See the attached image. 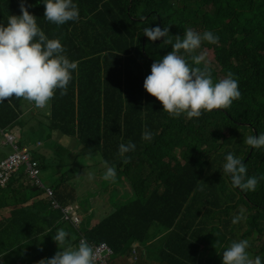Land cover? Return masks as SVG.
Returning <instances> with one entry per match:
<instances>
[{"label":"trees","instance_id":"16d2710c","mask_svg":"<svg viewBox=\"0 0 264 264\" xmlns=\"http://www.w3.org/2000/svg\"><path fill=\"white\" fill-rule=\"evenodd\" d=\"M73 2L80 20L57 26L45 19L42 0H26L38 27L49 39L61 41L70 61H78L67 95L61 97L57 90L49 103V127L79 143L77 150L71 149L77 158L99 154L103 164L129 178L136 197L116 205L85 232L67 225L72 233L65 229L62 250L72 242L79 244L83 233L88 244L106 243L112 249L108 264H127L135 243L146 245L159 238L155 252L164 264H222L231 242L246 239L249 256H259L264 264V180L246 193L223 173L226 156L232 153L245 164L247 176L252 171L264 175V148L244 144V137L264 133V0ZM10 15H22L20 0H0L5 26ZM157 26L169 28L167 39L173 44L188 28L218 36V44L203 42L195 54L205 55L214 83L231 72L240 98L228 109L191 120L165 113L143 86L152 64L173 50L165 38L153 42L144 36L145 28ZM181 55L192 65L183 50ZM24 103L14 97L0 103L1 130L19 121ZM145 129L153 133L151 141L142 139ZM129 141L136 149L126 154L130 162L125 164L118 148ZM176 150L180 156L173 155ZM30 152L32 157L39 154ZM58 181L52 188L61 206L77 203L73 179L60 174ZM39 193L23 175L0 187V210L11 215L0 221V264H39L60 250L54 232L69 221L47 202L35 207ZM241 209L244 218L233 224ZM168 230L171 234L162 236Z\"/></svg>","mask_w":264,"mask_h":264},{"label":"clouds","instance_id":"9594fccd","mask_svg":"<svg viewBox=\"0 0 264 264\" xmlns=\"http://www.w3.org/2000/svg\"><path fill=\"white\" fill-rule=\"evenodd\" d=\"M42 2L45 7L44 17L52 24L62 26L69 21L78 22L80 20L78 5L73 0H42ZM20 11L22 15L8 17L6 26L0 21V103L6 100L10 101L14 97L28 101L38 109H43L49 106L57 90L61 97L67 95L68 86L73 79L72 73L78 70V61H70L64 54L65 48L61 41L49 39L45 32L38 27L37 18L28 11L26 0H20ZM168 35L169 28L166 27L157 26L144 29V36L149 40L155 42L165 38L164 43L171 44L173 48L162 59L152 64L151 73L146 77L143 85L145 91L162 104L165 113L172 118H180L184 115L191 120L201 117L205 112L211 113L213 110L228 109L233 101L240 98L238 81L233 78L231 72L225 78L214 83L205 55L195 54L203 42L218 44V36L211 31L201 34L188 28L185 30L184 37H176L173 44L167 39ZM182 50L184 54L191 57L192 65L195 66L190 65L185 56L181 55ZM202 64L204 66L200 67ZM12 127H8L6 130L0 129V131L4 132L6 144H9L13 149V145L8 142V136H14V143L18 147L19 142ZM160 132V130L157 131V133ZM191 136L203 138L202 133H193ZM152 138L153 133L145 129L142 139L151 141ZM244 144L253 149L264 148V133L257 135L256 132V135L244 137ZM25 148L30 151L28 146L19 147L21 150ZM135 149L136 145L132 141L119 145L118 155L123 163L130 162V157L126 154L134 152ZM177 152L178 150L173 155L180 156ZM33 160L38 162L39 173L36 177L30 176L23 167L6 186L0 185V187L7 188L18 175H23L24 182L32 190L40 191L34 200L35 207L40 202H47L50 210L61 211L63 219L69 214L74 217L78 207L75 205L77 203L70 205L76 206V208L62 211L53 186L44 185L40 177L43 168L38 157L34 156ZM105 167L106 171L102 179L115 182L117 177L115 167H109L107 164ZM72 173L64 171L62 174L64 177H71L75 182ZM223 173L231 177L234 187L246 191V193L255 191L259 181L264 180V175L258 177L254 171L247 176L245 164L232 153L226 156ZM88 178L92 180L95 179V176L93 173H88ZM75 188H77V183ZM79 196H81L80 192ZM78 204H81L79 199ZM243 218L244 211L241 209L240 214L233 217L232 223L238 224ZM66 225L80 229V223L74 225L69 222ZM66 225L64 227L67 228ZM62 228L53 237L60 250L52 258L39 261V264H99L95 262L94 251L91 247L94 245L86 242L83 233L78 246L73 247L69 244L66 249L62 250L68 237V233ZM168 234H171V230L162 233V236L167 237ZM137 248L138 243H135L132 253L136 254ZM248 248L249 242L246 239L231 242L222 254V264H262L259 256H256L255 259L249 256ZM112 256L113 254L110 258Z\"/></svg>","mask_w":264,"mask_h":264},{"label":"rangeland","instance_id":"374dc122","mask_svg":"<svg viewBox=\"0 0 264 264\" xmlns=\"http://www.w3.org/2000/svg\"><path fill=\"white\" fill-rule=\"evenodd\" d=\"M48 113L49 106L44 108L42 113L33 120L36 127H32V124H28L27 122L26 124H22L23 127H18L13 131L18 138L19 147H33L43 155L44 149L41 146L44 141H51L46 144V149L51 156L58 155L59 161L47 162L50 164L49 166H46L47 163H44L45 167L42 169L40 177L44 185L55 186L59 182L58 179L60 180V174L64 171L73 172L72 177L77 183L78 191L81 194L78 198L81 204L79 205L80 209L78 213L75 212L74 217L69 214L65 217V220H69L72 224L77 225L86 218V223L80 225L81 231L85 232L88 228L86 224L90 220V214H92L91 211H94V214L91 218L90 224H92L93 219L97 223V221L101 220L103 217L108 216L112 210L116 208V205L131 202L135 199L136 195L133 191L131 181L125 176H119L117 174L115 182H109L102 179L106 167L99 154L91 156L80 155V157L77 158V155L75 152H72L71 149L75 148V150H77L79 143L73 137H68L60 130L49 127L50 121H48V118L46 117ZM37 143L38 145H36ZM31 144L33 145L31 146ZM50 146L52 147L51 149L49 148ZM12 152V147L9 144H6L4 132L0 131V158L2 157L4 159ZM177 154H180L179 150ZM62 164L66 169H63V167L60 166ZM55 165L58 166L55 167ZM88 173H93L95 179L90 180L88 178ZM61 202L62 201L59 200L62 211L76 208V206H61ZM10 216V213L7 211L0 210V221L3 218V220H8ZM62 229H67L72 233V228ZM58 230L59 229L55 230V235ZM155 235L156 234L153 232L149 239L152 240ZM159 240L160 239L157 238L150 241L149 244L141 246L138 244L137 253H132V256L127 259V264H164L163 262H160V259L156 256L155 252V243L159 242ZM257 241L258 239H255L254 242ZM71 245L73 247L78 246L76 242H72ZM132 252H134L133 248Z\"/></svg>","mask_w":264,"mask_h":264},{"label":"built area","instance_id":"2783aa9c","mask_svg":"<svg viewBox=\"0 0 264 264\" xmlns=\"http://www.w3.org/2000/svg\"><path fill=\"white\" fill-rule=\"evenodd\" d=\"M14 136H8V142L13 145V152L8 158L0 162V185L6 186L9 181L18 174L21 168H25L30 176L36 177L39 173L38 162L33 160L29 149L20 150L14 143ZM95 255V262L99 264H108L110 256L113 254L112 250L107 244L91 246Z\"/></svg>","mask_w":264,"mask_h":264},{"label":"crops","instance_id":"0c3cea01","mask_svg":"<svg viewBox=\"0 0 264 264\" xmlns=\"http://www.w3.org/2000/svg\"><path fill=\"white\" fill-rule=\"evenodd\" d=\"M44 109V108H43ZM43 109H38V108H36L33 104H31V103H29L28 101H25V103H24V106L22 107V110H23V114L20 116V119H19V121L16 123V124H14L13 125V130H16V128H18V127H23V125L22 124H26L27 122H28V124H32V127H36L35 125H34V119L37 117V116H39V114H41L42 113V110ZM49 142H51V141H47V142H45L44 141V143H43V145L41 146V147H43V153H44V155L41 153V152H39L40 154H37V153H35L34 152V155H36L37 157H38V159L39 160H42L43 161V163H47V162H53V161H59V156L58 155H55V156H51L49 153H48V151H47V149H46V144L47 143H49ZM40 143V142H39ZM33 144H31V146H32ZM30 148V147H29ZM50 149L52 148L51 146L49 147ZM30 150H32V153H33V151L35 150L33 147H31L30 148ZM3 158L1 157L0 158V161L2 160ZM60 164V163H59ZM51 166H53V165H51ZM61 167H63V164L62 165H60ZM63 169H66V168H64L63 167ZM75 205H78V207H77V209H76V212L78 213V211H79V209H80V206H79V204H78V202H77V204H75ZM91 213L92 214H90V220L87 222V224H86V226H88V229H90L91 227H93L94 225H96L97 223H96V221H94V219L92 220V224H90V222H91V218H92V216H93V214H94V211H91ZM86 221H87V219L86 218H84V221L82 220L81 222H80V225H82L83 223H86ZM98 222V221H97ZM64 227V226H63Z\"/></svg>","mask_w":264,"mask_h":264}]
</instances>
